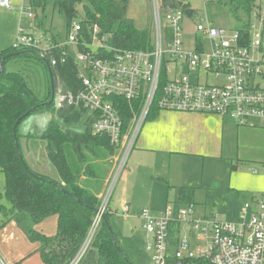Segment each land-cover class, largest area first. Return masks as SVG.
<instances>
[{
	"label": "built area",
	"instance_id": "obj_1",
	"mask_svg": "<svg viewBox=\"0 0 264 264\" xmlns=\"http://www.w3.org/2000/svg\"><path fill=\"white\" fill-rule=\"evenodd\" d=\"M154 6L153 49H120L109 43V36L97 23L79 13L63 36L40 26L41 18L32 0L18 7L20 25L16 49L37 53L49 66L73 58L79 67L78 92L59 87L55 92L57 108L76 106L93 117L94 134L106 136L118 152L107 178L101 204L80 250L69 264H80L100 226L118 180L127 167L140 134L154 106L164 73L167 81L158 99L162 111L214 114L239 126L264 128V9L257 2L248 28L227 29L214 26L206 15L197 21L194 47L184 42V9H164L161 0ZM204 4L207 0H201ZM211 1V0H208ZM0 7L13 9L12 0H0ZM30 21L29 27L23 20ZM69 48L74 50L69 52ZM59 54V58L56 57ZM127 101L131 111L128 123L120 106ZM130 214L129 205L123 209ZM238 223L222 222L215 216H195L194 205L171 207L160 215L140 211L142 226L150 240L147 249L154 264H264V193L246 203ZM188 223L190 231L203 242L193 246L187 236L171 250L170 226ZM0 264H8L0 256Z\"/></svg>",
	"mask_w": 264,
	"mask_h": 264
},
{
	"label": "trees",
	"instance_id": "obj_2",
	"mask_svg": "<svg viewBox=\"0 0 264 264\" xmlns=\"http://www.w3.org/2000/svg\"><path fill=\"white\" fill-rule=\"evenodd\" d=\"M163 8L184 9L189 14L190 4L183 0H161ZM130 0H32L36 8L43 11L49 3L66 17L67 25L78 16L82 7L83 15L92 23H97L102 32L109 36V43L120 49H153V31L140 29L128 15ZM236 10H243L247 19L236 16L239 27L248 28V21L256 0H229ZM40 26L44 27V18ZM9 55V56H7ZM5 67L1 72V63ZM59 58V54L56 53ZM26 58L28 65L45 62L37 53L29 49L11 47L0 52V171L5 175L4 196L9 205H0L2 220L0 229L9 222H15L32 243H38V252L44 264H69L85 242L92 227L106 181L118 155L115 147L106 136L94 134L93 117L86 109L76 106L57 108L52 99L53 81L55 92L59 87L66 92H78L81 88L78 80L79 67L73 58L64 63L47 66L45 92H37L25 73L9 71L8 63ZM33 61V62H32ZM51 72V76L50 73ZM167 81L162 76L161 87ZM151 109L148 120L154 119L162 111L158 99ZM49 103V104H48ZM125 113L126 123L131 118L127 101L120 103ZM49 110L53 118L38 138L45 143L48 157L59 173V179L41 174L29 164L22 148V139L32 142L34 136H22L19 133L21 123L31 114L40 110ZM30 113L26 115L27 112ZM54 117L71 124L85 117L83 132L64 129ZM27 170L19 157L14 140V128ZM38 175L34 176L32 173ZM178 203L194 205L196 188L178 187ZM52 216H57V232L48 236L38 231L36 226ZM112 212L108 209L100 226L80 264H134L126 248L109 229ZM122 251V253L119 251Z\"/></svg>",
	"mask_w": 264,
	"mask_h": 264
},
{
	"label": "rangeland",
	"instance_id": "obj_3",
	"mask_svg": "<svg viewBox=\"0 0 264 264\" xmlns=\"http://www.w3.org/2000/svg\"><path fill=\"white\" fill-rule=\"evenodd\" d=\"M256 1L261 3L264 9V0ZM12 2L15 7L13 9L0 7V52L13 47L16 43L20 25L18 7L22 0H12ZM190 3L194 12L184 20V42L187 49L194 47L195 37L199 35L196 25L201 16L206 15L214 26L227 29L239 27L236 16L247 19V14L241 9L236 10L229 0H207L205 4L201 0H190ZM78 7L79 13L84 14L81 5ZM36 11L41 19L44 18L46 29L55 35L60 33L64 37L67 26L66 17L53 3H49L45 11L41 7L36 8ZM128 15L134 19L138 28H151L154 31L152 0H130ZM23 25L29 27L30 21L24 19ZM69 52L73 53L74 50L69 48ZM44 64L45 62L38 61L28 65L27 59L21 58L8 63L7 68L9 71L25 73L30 85L43 94L44 82L47 78L45 67L47 64ZM50 115L54 116L46 109L37 111L21 123L19 130L20 133L31 132L35 135L31 145L33 159L25 155L31 167L41 174L59 179V173L48 157L45 143L38 138L42 135L40 124L43 122L45 123L43 126H47L46 122ZM211 117L216 119V123L221 122L219 115ZM54 118L64 129L77 132L85 130V117L71 124L58 117ZM250 123L255 127L239 126L226 119L224 125L221 123L216 132L209 130L205 137L199 139L197 144L202 147L193 149L195 151L149 153L146 163L133 171L135 173L129 183L126 180L129 178L130 162L127 163L128 166L121 174L110 199L109 210L112 212L110 226L134 264H154L152 253L147 249V243L143 244L144 231L141 237L139 232L135 235L132 230L135 228L134 223L136 225L135 219L138 218L137 212L148 209L153 215H158L169 206L177 213L180 208L189 206L178 203L176 188H170L171 184L165 182V177L161 181L159 171L167 172L171 168H178L182 172H187L188 183H182L185 181L180 179L179 184L196 188L195 216H215L222 222L238 223L242 219L244 205L251 204L264 193V128L259 127L260 122L256 118L250 119ZM24 145L25 139H22L23 149ZM188 147L191 148L192 145ZM4 187L5 175L0 171V205L8 206L9 202L3 194ZM125 205L131 207L130 215L123 214ZM2 218L0 212V222ZM51 221L54 222L55 218H49L44 223ZM44 223L37 227L43 228ZM46 230L48 229H45V233ZM176 231L178 226L171 228L170 234H176ZM10 236H5V240H9ZM9 248L14 252L13 256L21 251L25 252L26 258L18 259L13 264H44L39 252L36 251L38 246L30 242L23 232L15 236ZM0 256L9 264L5 257L1 254Z\"/></svg>",
	"mask_w": 264,
	"mask_h": 264
},
{
	"label": "crops",
	"instance_id": "obj_4",
	"mask_svg": "<svg viewBox=\"0 0 264 264\" xmlns=\"http://www.w3.org/2000/svg\"><path fill=\"white\" fill-rule=\"evenodd\" d=\"M212 115L214 114L161 111L156 118L148 120L140 134V137L138 139L135 149L133 150V152L131 153L129 157V161H128V164L130 162V169L128 171L129 178H127L126 182L129 183L133 179V176L135 173L133 171H135L140 165H144L146 163V161L149 158L147 154L149 153L157 154L159 152H164V153L175 152L176 153L180 151H183V152L195 151L193 149L197 147H202V145L197 144V143L200 138L205 137L206 133L209 130L216 132L219 129V125L221 123L222 125H224V122L226 119L232 121L231 119L222 118L220 116L221 122L219 121V124H218L216 123L217 122L216 119L211 117ZM48 118L49 120L48 122H46L48 123L47 126H43L45 124L43 122L40 124L42 125L40 134L41 133L43 134V132L46 130L53 116L50 115ZM252 127H255V126H252ZM259 127L261 126L259 125ZM19 133H20V130H19ZM20 134L22 136H26V135L35 136L31 132L20 133ZM31 145H32V142H28L25 140L24 151L27 153L25 155L27 157H30V159H33L32 156L34 154H33V148L31 147ZM188 145H192V147L189 148ZM158 175L161 181L163 180L164 177L166 178L165 182H167L168 184H171V186H169L170 188H176L177 197H178L177 188L182 187L181 184H179L180 179L185 181L182 183H188L189 181V179L187 178V172H182L178 168H173V169L171 168V170H168L167 172L159 171ZM130 213H131V207H130ZM139 213L140 212H137L138 218L135 219L136 225L134 223L135 228H133L132 230L135 232V235H137V232H139V235L141 237H142L141 233L144 231L143 244L146 245V243L149 242L150 237L148 233L147 234L145 233L146 230L142 226V220L139 216ZM50 218H55V221L54 222L51 221L50 223L49 222L44 223L46 220L49 219L48 218L40 223V224L44 223L43 228L39 229V227L37 226L36 227L38 231H41L48 236H53L57 232L58 218L57 216H52ZM176 226H178V231H176V234L171 235L170 229ZM45 229H48L46 230L47 231L46 233L44 232ZM170 229H169L168 240H169L171 250H174L175 248H177V243L179 239L182 238L183 236H187L190 239L193 246L203 244V242L198 240L195 234L192 231H190V226L188 223H180L178 221H175L170 226ZM21 232L22 231L15 224V222H9L7 223V225H5L3 228L0 229V254L3 257H5V259L9 262V264H13L14 262L18 261V259L26 258L25 252H22V251L18 255L13 256L14 252L11 251L12 246L11 248H9V244L13 243L15 236L17 234H20ZM7 235H11L9 240H5V236ZM36 245L39 247L38 243H36ZM36 251L38 252V248L36 249Z\"/></svg>",
	"mask_w": 264,
	"mask_h": 264
},
{
	"label": "water",
	"instance_id": "obj_5",
	"mask_svg": "<svg viewBox=\"0 0 264 264\" xmlns=\"http://www.w3.org/2000/svg\"><path fill=\"white\" fill-rule=\"evenodd\" d=\"M7 56H9V55H7ZM5 60H6V57L3 59L2 63H1V72H3V70H4V67H5ZM46 64H47L48 70L50 71V66H49V64H48V63H46ZM50 76H51V72H50ZM51 86H52V99H51V101H50L49 103H51V102L55 99V90H54V85H53V81H52V79H51ZM49 103H48V104H49ZM29 113H30V111L27 112L26 115H28ZM13 134H14V140H15V144H16V149H17V151H18V153H19V157H20L21 161L23 162L25 168H26L27 170H29V169H28V166L26 165V163H25V161H24V158H23L22 154L20 153V146H19L18 137H17V126L14 128ZM31 173H32V172H31ZM32 174H33L34 176H38V175H36V174H34V173H32ZM109 229H110V231H111V233H112V235H113V239L116 240V237L114 236V232H113V230H112V228H111L110 225H109ZM119 251L122 253V251H121L120 249H119Z\"/></svg>",
	"mask_w": 264,
	"mask_h": 264
}]
</instances>
